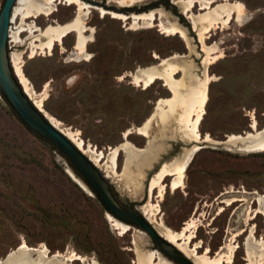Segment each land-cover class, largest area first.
Returning <instances> with one entry per match:
<instances>
[{
    "label": "rangeland",
    "instance_id": "obj_1",
    "mask_svg": "<svg viewBox=\"0 0 264 264\" xmlns=\"http://www.w3.org/2000/svg\"><path fill=\"white\" fill-rule=\"evenodd\" d=\"M3 1L0 0V8ZM81 1L94 7L84 18V23L93 28L92 40L85 48L89 58L80 60L70 55L76 52L74 31L55 42L50 53L37 49L35 56H29L34 43L46 41L38 34L39 29L32 33L30 27L34 29L36 23L44 29L49 24L68 22L76 14V4L58 3L48 16L40 14L22 22L21 7L26 5L15 2L7 50L12 69L15 71V65H21L29 78L31 88L25 91L26 95L41 107L38 108L43 114L60 121L58 130L78 131L86 143L103 150L123 142L127 128L139 126L149 118V134L161 146L149 166L140 170L133 165L130 169L123 150L117 157L116 172L107 157L102 161L107 160L106 163L96 165L119 204H134L133 208L165 238L169 236L168 229L180 230L182 223L196 212L199 221L195 236L190 245L184 246L178 240L183 247L180 250L200 264L206 247L209 255L214 256L221 245L233 244L234 239L237 247L230 264H247V249L255 251L257 247L247 240L249 231L254 238L264 239V216L259 213L250 217L258 204L254 197L264 193V149L244 150L234 145L206 143L190 156L184 186L175 190L167 187L161 199L155 188L152 198L147 193L144 200L148 174L161 161L168 164L181 157L192 146V136L181 115L183 99H174L161 79L144 88L133 83L130 73L156 65L161 58L178 55L179 70L173 79L183 84L184 99L190 89V75L199 80L209 76L204 112L197 123L200 134L223 141L228 134L253 131V118L258 129L264 128V0H229L244 4L243 15L239 20L234 16L226 26L219 25L205 34V44L222 55L209 64H204L207 49L202 48L198 31L171 0ZM99 8L108 13L102 14ZM150 10L157 11V19L153 23L139 21L138 26L131 25V18L124 22L109 13L138 15ZM192 11L204 12L198 3ZM186 19L190 21L188 43L178 33L159 26L163 23L189 27ZM191 30L196 40L192 39ZM171 101H180L182 106L174 110ZM162 112H168L170 118L162 119ZM127 137L137 147L147 146L148 137L143 134L133 130ZM108 151L104 150L106 155ZM86 157L93 160L90 154ZM153 176L151 173L149 182ZM169 180L167 176L166 182ZM242 195L248 197L245 203L225 205L227 199ZM157 203L159 206H155ZM108 215L111 214L98 202L66 155L30 130L0 91V258L22 240L30 246L44 244L50 253L74 251L99 264H136V247L141 254L155 250L160 253L142 229L131 226L121 234ZM241 229V234L233 236ZM196 245L198 254L193 252ZM73 264L81 262L75 260Z\"/></svg>",
    "mask_w": 264,
    "mask_h": 264
},
{
    "label": "bare ground",
    "instance_id": "obj_2",
    "mask_svg": "<svg viewBox=\"0 0 264 264\" xmlns=\"http://www.w3.org/2000/svg\"><path fill=\"white\" fill-rule=\"evenodd\" d=\"M173 2L176 3L179 7H181L182 11L191 21L193 28H195L198 31V36L201 41L202 48L207 49V55L204 58L205 61L204 64L212 63L216 61L218 58H220L222 55L220 53H217L215 49L210 50L211 48L205 44L203 38L205 34L209 33L212 30V28L218 27L219 25L226 26L229 23V20L234 16H236V19L239 20L243 15L244 7H245L244 4L240 1L231 2L229 0H173ZM18 3H20L21 5H26L21 7V10H23L21 17L22 22H25L28 17H37L40 14H44L48 16L54 11V8L56 7V5H58V3L77 5V10L74 18H72L68 22H64V23L56 22L55 24H49L44 29L42 28L40 29V27H38L36 23H34V25L32 24L35 28L32 29L30 27V32L33 33L35 30L39 29L38 34L41 35V37L43 36L46 39V41L40 43H34V47L32 48V53L31 55H29L30 57L35 56V54L37 53V49H40L41 52L50 53L53 48V44L55 42L57 41L60 42L63 36H65L67 33L71 31H74L76 32V42L74 46L76 52L71 53L70 55H74L75 57L74 60L89 58V54L85 52V48L88 42L92 40L93 28L87 26L84 23V18L86 14L89 13L91 11V8L94 6L85 3L81 0H42V1L18 0ZM196 3H198L199 9L204 10V12L199 14H194L192 8L193 6H195ZM99 9L102 12V14L108 13V11L105 10L104 8H99ZM109 13H111L113 17L121 19L124 22H127V20L131 18L130 23L132 26H138L139 21L153 23V21L157 19V11L154 10H150L148 12L138 15H132V14L127 15L116 11H110ZM161 14L159 15V17L161 16ZM13 16L15 17V14ZM190 21H188V23H190ZM159 26H161V29H163L164 31L171 32L173 34L178 33L182 38L185 39L187 43L190 41V38L187 34V29L184 26H180V25L167 26L164 25L163 23H160ZM87 30L90 31L89 34H85V31ZM37 40H39V38H35V41ZM177 57L179 56L172 55L169 57L161 58L160 62L156 65L137 68L135 72L130 73L133 79V83L136 85H143L144 88L149 86L156 79H161L164 85H166L173 93L174 99L175 97L176 99H183L182 102L183 104L179 103L180 101L176 103L175 101L173 102L171 101V104L173 105L172 109L174 108V110H177L176 107L183 105V111L181 115H183L185 119L184 123H186V126L188 127V130L191 134L190 137L192 136V140L190 141L192 142L191 144L192 146L185 149L181 157L176 158L175 160H173L168 164L162 163L159 169L154 172V176L151 178L150 182L148 183L146 190V193L148 192V195L151 198H152V192L155 188H157L156 196L159 199H161L167 187H170L172 190H175L178 187L184 186V172L186 170V166L188 165L187 164L188 160L192 155V153H194L199 148V143H202L204 141L221 142V143H240L242 146L241 149L244 150L264 149V128L262 129L257 128L255 118H253L250 124L253 131H245L244 134H233V133L228 134L224 141L214 140L207 133H205L204 135L200 134V131L197 127V123L204 112V104L207 99V90L205 84L207 78L209 79V76L206 75L204 79L199 80L194 76L190 75L188 78L190 89L188 90L184 99L183 98L184 95L183 97L181 96L182 88H184L183 84L173 79L175 73L178 72L179 70V66L177 64L178 63ZM15 71H14L15 75L17 74L19 76L18 79V81L20 80L19 83L21 84V86L23 85L25 90L23 89V87L22 89L24 90V92L25 91L27 92L31 88L29 85L30 84L29 78H27V76L23 73L21 65H15ZM36 107L37 108L39 107L41 109L39 105H37ZM44 115L47 117L48 121L55 128L59 129L60 121L57 118L51 115L48 116V114L47 115L44 114ZM160 115L162 119H167L170 116L168 112L166 113L162 112ZM158 117L160 116L158 115ZM133 130L137 133L143 134L144 136L148 137V142L146 147L144 148L137 147L130 140H128L127 136ZM150 130L151 127H150L149 118H147L139 126L127 128L123 132V137H124L123 142H121L116 146H109V148L104 149V150L109 149L107 155L105 154L103 149H99L88 142L86 143L85 140L82 139L78 131L76 132L62 131V132L82 153H84L85 155L90 154V157L93 156L92 161L91 159L89 158L88 159L92 163L94 162L93 164L95 166L96 165L101 166V164L106 163L107 160L103 163L102 161L105 157H107L106 159L110 161L111 168L114 169L117 166V157L119 155V152L123 150L126 156L125 159L126 166H129L130 168L131 166L134 165L141 170L143 167L149 166L152 163V161L155 160V158L158 156V151L161 148L160 144L156 143L157 138L154 136L152 137L150 136L149 134ZM114 172H116V168ZM167 176H170V180L168 182H166ZM79 182L81 181L79 180ZM82 185L85 187L83 183L81 184V186ZM243 195L240 197L233 196L232 198L227 199L225 205L226 206L231 205L235 201L244 202L247 196L245 197ZM253 201L257 202L258 204L257 207L254 209V212L250 213V215L252 214V216L250 217H255L259 213L264 216V193L257 194L254 197ZM155 206H159L158 203ZM220 210L221 208L219 209V211ZM195 213L196 212H194L190 218H188L182 223L183 225L180 230L175 231L168 229L169 231V236L167 235L168 238L162 236L169 243L174 245V247L177 248L180 252H182L180 249H183V247L179 245L177 241L182 240L183 245L184 244L190 245V242H192L191 241L192 238L195 236L194 233L197 228V224H198L197 221H199V217L198 218L195 217ZM108 216L111 220L112 226L115 229L119 230L121 234H125L129 229H131V226L129 224L125 222H121L113 218L111 215ZM144 218L149 222V220L145 216ZM241 233H242V229L235 232L233 236H237ZM247 240H249V243H253L254 245L257 246L255 247L256 248L255 251H251L247 249V258H246L248 261L247 264H264V239L254 238L252 234V230H250L249 234L247 235ZM232 242L233 244L229 242L226 245L225 244L221 245V247L215 253L214 256L209 255V249L208 247H206L202 252V254L200 255V257L202 258V262L200 264H223V263L230 264L233 258L232 257L233 252L237 247V244L234 243V239L232 240ZM135 245H136V241H135ZM197 246L198 245H196L193 248V252H195V254H198L197 251L198 248H196ZM135 253L137 255V260L135 262L136 264H173V262H170L162 258L160 256V253H158L156 250L155 252H151L149 254H141V251H139L136 247ZM185 256L188 257L187 255ZM75 260H79L81 264H99L93 258L89 260L86 257L74 251H69L65 253L56 251L50 253L46 245L40 244L38 246H33V245L30 246L24 240H22L15 249L10 250L5 258L4 257L0 258V264H73Z\"/></svg>",
    "mask_w": 264,
    "mask_h": 264
},
{
    "label": "water",
    "instance_id": "obj_3",
    "mask_svg": "<svg viewBox=\"0 0 264 264\" xmlns=\"http://www.w3.org/2000/svg\"><path fill=\"white\" fill-rule=\"evenodd\" d=\"M15 2L16 0H4L0 8V91L4 94L18 116L31 130L51 141L66 155L73 166L96 191L98 197L114 218H117L130 226H137L142 229L153 240L160 254L164 255L165 258L167 257L168 260L174 264H195L175 248L174 245L162 237L151 223L148 222L135 208L130 205L128 207L121 206L99 169L60 130L55 128L48 121L43 112L37 108L26 95L12 69L7 50L11 12ZM206 143L210 142L204 141L199 143V148L204 147ZM213 143L225 144L228 146L234 145L238 148L242 147L240 143ZM162 163L163 162L161 161L155 170L150 172L147 176L144 183V200L147 199L146 190L151 173L157 171ZM79 180L82 182L81 179Z\"/></svg>",
    "mask_w": 264,
    "mask_h": 264
},
{
    "label": "trees",
    "instance_id": "obj_4",
    "mask_svg": "<svg viewBox=\"0 0 264 264\" xmlns=\"http://www.w3.org/2000/svg\"><path fill=\"white\" fill-rule=\"evenodd\" d=\"M117 10H119V9H117ZM14 71V70H13ZM18 79V78H17ZM22 87V86H21ZM1 94H2V96H3V98H4V100L8 103V105L10 106V108L14 111V113L18 116V114L15 112V110L12 108V106L10 105V103L7 101V99H6V97L4 96V94L1 92ZM18 118L22 121V119L18 116ZM23 122V121H22ZM24 123V122H23ZM25 124V123H24ZM26 125V124H25ZM27 126V125H26ZM28 127V126H27ZM29 128V127H28ZM30 129V128H29ZM31 130V129H30ZM33 131V130H32ZM37 134V133H36ZM81 178L85 181V182H87L85 179H84V177L81 175ZM88 183V182H87ZM88 185H89V187L91 188V190L93 191V193L95 194V196L97 197V200H98V202L102 205V206H104V208L105 209H107L106 207H105V205L102 203V201L100 200V198L98 197V195H97V193H96V191L90 186V184L88 183Z\"/></svg>",
    "mask_w": 264,
    "mask_h": 264
},
{
    "label": "flooded vegetation",
    "instance_id": "obj_5",
    "mask_svg": "<svg viewBox=\"0 0 264 264\" xmlns=\"http://www.w3.org/2000/svg\"><path fill=\"white\" fill-rule=\"evenodd\" d=\"M16 1H17V0H16ZM3 2H4V1H3ZM170 2H171L172 4H174V6H176V3H174L173 0H171ZM2 4H3V3H2ZM121 9H125V8H121ZM121 9H119V10H121ZM128 9H129V8H128ZM11 13H12V12H11ZM179 16L182 17V13H181V12H180V15H179ZM184 17H185V16H184ZM185 18H186V17H185ZM188 21H189V20H188ZM188 21H187V19H186V22H187V23H188ZM188 25H189V27H185V28L187 29V34L190 33V31H189L190 24L188 23ZM191 32H192V34L194 35V37H192V39L194 40V39H195V33H194L192 30H191ZM195 40H196V39H195ZM196 42H197V41H196ZM196 46H199V45H198V42H197V45H196ZM147 193H148V192H147ZM129 205H130L131 207H133L134 204L129 203V204L127 205V207H128Z\"/></svg>",
    "mask_w": 264,
    "mask_h": 264
}]
</instances>
